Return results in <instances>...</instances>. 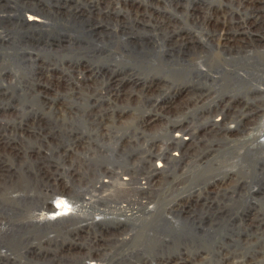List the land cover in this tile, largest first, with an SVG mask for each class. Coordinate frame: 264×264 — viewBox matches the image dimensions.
Here are the masks:
<instances>
[{"label": "rangeland", "instance_id": "obj_1", "mask_svg": "<svg viewBox=\"0 0 264 264\" xmlns=\"http://www.w3.org/2000/svg\"><path fill=\"white\" fill-rule=\"evenodd\" d=\"M26 1L42 9L47 17L45 24L35 27L32 31H28L27 26L17 25L12 18L22 12ZM195 4L208 7L212 11H227V17H234L231 21H234L235 25L242 22L247 27L244 29L248 32L239 30V44L227 50L228 53L224 55L227 64L234 62L231 66L241 67L254 63L255 66L251 67L264 68V6L256 12L260 20L251 25V9L244 7L238 0H0V14H5V17H0V138L11 142L17 148L16 155L10 154L5 160V164L12 170L10 181L13 184L6 187L5 183L0 182V232L11 228L13 230L0 239V264H93L90 260L93 257L99 260L98 264H161L162 255L171 256L173 259L178 257L180 264H218L219 258L211 250L216 244H223L230 250L241 246L247 240L245 244H264V219L261 223H256L254 228H249L240 218V229L237 230L238 227H232L230 224L223 226L219 232L218 229L203 232L202 238V233L196 232L192 226L187 230L176 231L172 228L173 223L159 219L147 226L151 232L146 229L129 236V227H107L112 220L107 201L100 202L101 210L99 206L93 208L92 204L94 213L103 215L100 219L102 222L99 223H94L89 211L82 210L76 212L73 218L66 219L68 221L62 223L65 226L62 227L61 224L60 228L52 224L41 226L35 222L43 212L51 214L53 204L57 203L71 210L78 204H87L89 201V174L92 176V169L97 163L96 159L91 157L96 153L97 144L103 143V138H92L89 135V121L85 125L83 120L80 121L73 113L78 107L82 110L84 105L70 102H78L80 99L82 102L87 101L88 103H85L89 106V90L97 92L102 88V82H106L108 78L115 80L132 77L140 81L153 76L161 78L164 80L163 86L156 95L167 96L172 91L175 94L171 96V102L176 103L191 97L190 93L194 91L191 92L189 87L193 82L197 88L205 89L207 86L213 89L217 84L218 78L213 70H205L204 74L198 73L196 64L202 57L201 53L204 57L205 54L217 55L220 58L223 56L215 52L217 42L210 38L213 29L221 28L223 23L205 25L194 21L191 10L197 9ZM259 4L264 5L263 2ZM198 10L203 11V8L198 7ZM24 13L26 16L27 12L23 11ZM204 39H210L214 46ZM199 57L200 59H197ZM206 63L216 65L213 60ZM79 68L83 76L80 75L82 80L78 79L80 81L75 84L74 90L73 86L67 83L75 82L69 81V78L73 80L72 76L80 70ZM36 72L40 74L41 81H46V86L36 84ZM89 86L92 87L89 89ZM140 86L137 85L136 88ZM69 87L71 90L81 91L75 93L74 97L71 96L72 101L69 95H65ZM246 87L248 85H243L238 90L244 93L247 91ZM40 88L46 95L36 93ZM130 90L131 87L127 85L118 88L120 95H125ZM82 93H86L85 96ZM84 97L88 100H84ZM136 99L138 94H132V100ZM67 104L73 107L72 113L64 111ZM51 105L54 109L50 112L47 108ZM136 111L133 109V115ZM250 119L246 118L244 121H254ZM233 124L235 123L231 125ZM103 128L106 129L104 125ZM236 132L237 130L232 131ZM110 141L113 144L116 139L105 138V144L111 143ZM95 143L97 144L94 145ZM113 158H100V161H104L101 165L117 164V167H120L125 163L120 158ZM124 161L133 163L127 152ZM158 161L159 159H155V163ZM163 174L164 171L157 172L156 179L162 181L169 173ZM25 178L28 186L24 184ZM70 191L75 193L70 194ZM189 198L186 190H180L168 203L165 197L152 205L163 210L180 200H185L183 205H187ZM203 198L200 199L202 201L196 202V197H191L194 201L191 204L192 212H187L188 209L185 208L182 215L193 213V218L200 221V214L206 210L202 205ZM3 203L10 207L5 208ZM261 205L264 211V203ZM64 215L69 216L70 212ZM172 219L177 220V217ZM168 230H171V237L165 235ZM208 252L210 253L207 256Z\"/></svg>", "mask_w": 264, "mask_h": 264}, {"label": "bare ground", "instance_id": "obj_2", "mask_svg": "<svg viewBox=\"0 0 264 264\" xmlns=\"http://www.w3.org/2000/svg\"><path fill=\"white\" fill-rule=\"evenodd\" d=\"M238 1L244 7L246 6L251 9L252 13L249 15L250 24H256L260 20L256 12L264 6L260 5L259 2L262 4L264 1ZM26 2H24L25 6L22 7V12L18 13L15 17L10 16V18H14L17 25L27 26L28 31H32L35 27L45 24L47 17L42 9L31 5V2H27L28 5H26ZM195 7L197 9L193 8L191 10V16L194 21L205 25H212L211 23L215 22L223 23L221 28H214L213 32L210 33V38L217 42V51L214 49L212 51L223 56L220 58L217 55L205 54L204 57L203 53H201L203 58H197L200 61L196 64L198 73L204 74L205 70H213L218 78L217 84L214 85L213 89H211V86H207L205 89L203 87L197 88L195 86L196 83L193 82L188 87L191 89V92H194H189L191 97L189 99L187 97L186 101L181 103L179 101L178 103L171 102L173 99L171 96L175 94L172 91L167 96L165 94L156 95L157 91L159 92L162 88L164 80L154 78V76L146 78L144 81L132 77L127 79L122 77L115 80L108 78L109 81H103L102 88L98 91L96 90L97 92L90 91L92 86H89V106L85 103L87 101L82 102L79 99L78 102L75 100L70 103L79 104V106L84 105L82 110L76 107L77 111H74L70 104H67L66 109L63 107L66 113L74 111L75 116L79 117L80 121L83 120L85 125L89 121V135L92 138L94 136L97 137L94 138L95 140L99 139V137L103 138V143L99 145L97 143L94 144H97L95 147L96 153L93 155L94 157H91L92 159H96L97 163L94 164L92 169V176L89 174V201L87 204H78L71 210L68 207H62V205L60 207L57 203L53 204L51 208L52 213L41 212L40 217L35 219L37 224L39 223L41 226L46 224L48 226L49 224L59 226L65 223L66 219L73 218L72 216L76 215V212L78 213L80 210L83 212L89 211V215L94 218V223H99L102 222L100 219H102L103 215L101 213H94L92 204L93 208L94 206H99L101 210L100 202L106 201L110 206V218L112 219L111 225L107 224V227L111 226L119 229L124 226L129 227V236L146 229L151 232L147 226L159 219L173 223L172 228L176 229V231L187 230L192 226V229L196 230V232L200 231L202 233H200L201 238L203 232L216 231L217 229L219 232V229H223V226L227 227L230 224H232V227H238V230L240 229L241 219L249 228H254L256 223L264 219V211L261 205L264 203V74H261V72H264V68L251 67L255 66L254 63H246L248 65L241 67H238V64H236L237 67L231 66L234 62L232 64L228 62L227 64V58L224 55L228 53L227 50L239 44V40L241 39L239 30L247 27L242 22L239 25H235L234 21H231L234 17H227L228 13L226 10V12H223V10L218 12L220 11L218 9L212 11L208 7L204 8L196 4ZM198 7L199 9L203 8V11H199ZM23 11L27 12L26 16L25 13L23 14ZM201 16L202 20L200 19ZM0 17H5V14H0ZM228 20L231 22H228ZM213 27H215V24H213ZM244 30L248 32L247 29ZM205 41L213 44V42H210V39H206ZM212 60L216 64L215 66L206 63ZM241 61L244 60L241 59ZM81 74L83 76V72L80 69L72 76L73 80L69 78V81H75L67 83L69 86H73L72 89H74L75 84L79 83V78L82 80ZM35 75L34 81L38 80L37 85L42 87L47 84L46 81H41L40 74L37 73ZM126 85L130 86L131 90L125 95H120L118 88ZM137 85L141 86L136 88ZM243 85H248L246 87L247 91L244 93L238 90ZM69 88V91L65 95H69L70 99L72 95L74 97L75 93H81V91H74L75 89L71 90V87ZM230 89L232 93L229 92ZM208 90L210 91L207 93ZM179 91H176V93ZM36 93L40 95L45 94L41 88L39 92L37 89ZM134 93L138 94V99L135 101L132 100V94ZM259 98L262 101H257ZM83 99L86 100L87 98L84 97ZM47 109L51 112L54 106L51 105ZM133 109L137 110L135 115H133ZM246 118L249 120L252 118L254 121L250 123L249 121L245 122L244 119ZM230 123L235 124L231 125ZM103 125L106 129L103 128ZM234 130H237V132L232 133ZM105 138L106 140L114 138L116 141L113 144L112 141L109 144H105ZM3 140L0 138V182L5 183V186L8 187L11 183L13 184L11 182L13 173L10 169L11 167L5 164V160L10 154H15L17 148L11 142ZM126 152L133 163L124 161L126 159ZM112 156L114 157L113 159L120 158L125 163L120 165V167H117V164L101 165V162L104 161H100V158L110 159ZM155 159H159V161L155 163ZM158 170L160 172L164 171V174H169L164 176V180H157L156 174L159 172ZM163 175L161 176L163 177ZM36 178L38 179V177ZM27 183V179L25 178V186H28ZM180 190L188 192L190 198L186 201L187 205H183L185 200L183 202L182 200L177 201L168 209L161 208L163 210H159L156 205H152L153 202H157L159 199L165 197V201L168 203L176 192ZM58 192L60 193V190ZM71 192L75 193L74 191H70L69 193L71 194ZM193 196L196 197V202L202 201L200 199L205 197V199L203 198L204 202L202 205L206 210L200 214V221H197V218H193V213L191 215H182L186 209H188L187 212H192L191 204L194 201H192L191 197ZM199 197L201 198L199 199ZM2 205L5 208L10 207L4 203ZM67 212H70L69 216L64 215ZM260 214H263V216H259ZM174 216L177 217V220L172 219ZM63 226L65 225L62 224ZM242 228L244 229V227ZM12 231V228L10 230H2L0 232V239L7 234L9 235ZM170 233L171 230L170 232L169 230L166 231V237H171ZM240 234L241 231L239 232V236ZM222 236L224 237V235ZM246 238L248 237L246 236ZM239 239L241 240L242 238L239 237ZM245 243L232 250L226 249L227 247H224L223 244H216L211 250L219 258L217 260L218 264H264L263 242L260 244ZM178 259V257L173 259L171 256L165 255L160 257L161 264H180ZM90 260L93 261V264H98L99 261L94 257Z\"/></svg>", "mask_w": 264, "mask_h": 264}]
</instances>
